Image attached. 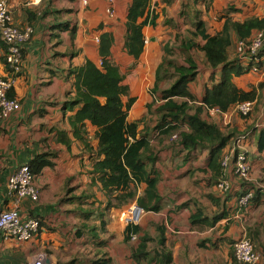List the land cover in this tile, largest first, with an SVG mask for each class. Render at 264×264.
Returning <instances> with one entry per match:
<instances>
[{
  "label": "crops",
  "instance_id": "obj_1",
  "mask_svg": "<svg viewBox=\"0 0 264 264\" xmlns=\"http://www.w3.org/2000/svg\"><path fill=\"white\" fill-rule=\"evenodd\" d=\"M131 1L89 0L85 4L84 0H10L16 25L31 27L33 33L24 44L22 73L9 91L14 89L12 94L20 108L8 116L0 115V205L17 206L16 198L8 194L7 185L10 176L22 164L48 149L56 151L57 156L53 166H47L35 178L40 190L39 200L26 198L18 202L24 218H41L51 229L43 228L29 241H1L0 264H25L39 252L47 253V264H100V258L105 260L104 255L110 260L109 264H161L156 251L162 250L172 255V264H243L235 260L233 251L235 240L244 234L264 252V150L258 148L256 136L246 132L254 133L255 125L264 121L263 108L258 109L256 105L258 96L253 102L259 111H254L248 119L234 114L231 125L240 135L248 134L244 145L250 156L251 176L259 185L255 198L246 206H241L238 200L242 180L237 175L231 172L218 179L213 177L208 149L180 150L170 138L161 139L159 132H153L158 124L156 108L161 100L160 91L171 83V80H163L159 90H154L165 47L168 45L173 51L174 44L180 45L188 30L195 29L192 22L200 19L206 22L208 31L214 33L222 28V15L238 21L264 17V0H152L149 22L143 29L145 47L137 60L125 48ZM105 32L115 37L112 58L129 86V96H125L124 101L129 97L136 99L128 120L137 122L139 130L153 132L151 142L159 155L155 166L161 173L158 187L164 198L161 209L146 211L136 238L128 241L123 213L130 204L137 203L146 184L139 186L131 203L104 212L109 196L101 183L91 186L94 178L97 181L91 173L94 160L85 151L83 142L73 138L68 122V116L78 107L68 111L66 116L62 109L69 95H74L72 67L83 65L87 59L101 63L98 50L100 37ZM233 39L230 58L234 60L238 39L235 35ZM4 54L0 46V75L3 76L8 73V66L2 60ZM261 57L263 73L258 72L259 79L264 76V52ZM198 64L200 74L189 87L200 100L211 70L199 61ZM247 73L235 78L238 87L236 79ZM53 127L70 131L73 139L70 148L57 142L56 131H51ZM87 130L89 142L97 147V127L87 122ZM221 178H228L232 183L233 193L228 197L217 187ZM83 195V199H78ZM91 208L102 209L104 214L96 212L89 220L84 215ZM222 211L227 215L214 225L202 220L193 223L191 219L200 213L201 219L212 218ZM84 223L87 226L83 227ZM89 226H95L97 235L89 231ZM79 227H82L81 235ZM145 235L150 237L149 255L138 263L133 249Z\"/></svg>",
  "mask_w": 264,
  "mask_h": 264
},
{
  "label": "trees",
  "instance_id": "obj_2",
  "mask_svg": "<svg viewBox=\"0 0 264 264\" xmlns=\"http://www.w3.org/2000/svg\"><path fill=\"white\" fill-rule=\"evenodd\" d=\"M151 1L132 0L128 10L125 48L129 55H132L136 60L144 51L143 29L148 24L151 15ZM156 17L157 15H155ZM221 18H224L222 28L214 33L208 31L205 21L200 19L192 22L195 29L188 30L185 40H181L182 53L185 55L184 63H176L165 56L158 67L154 87L157 92L159 84L163 80L168 82L171 80L169 87L160 91L161 102L156 108L158 124L153 128V132H159L161 139L164 136L170 138L173 145L180 150L190 152L197 148L208 149L210 151L209 167L213 170V177L217 179L224 171L221 164L224 153L232 144L233 139L241 133L239 134L235 127H231L233 121L230 125H224L221 117L211 115L208 109L217 108L224 112H230L239 102L257 99L258 89L253 87L245 90L235 83L236 77L247 72H256L251 71L249 66L245 67L236 57L234 60L231 59L230 55L231 46L234 43L233 35L238 39L236 44L239 40L249 39L255 30L264 29V17H250L243 21L233 20L227 15H222ZM199 39H201L200 42ZM114 41L115 37L112 33H103L100 37L98 50L101 63L98 65L87 59L83 65L72 67V74L75 75L74 95H69L63 103V114L66 116L68 111L78 107L74 114L68 116V122L73 138L83 142L85 151L94 160L91 173L96 176L97 181L94 178L91 186L93 187L98 182L101 183L103 190L109 196L110 200L104 212L111 207H122L135 200L141 184H146V187L143 195L136 199L137 203L145 211H157L162 208L164 199L158 187L161 173L155 166L159 159L158 150H155L156 147L151 142L153 132L139 130L137 122L128 120L129 110L136 99L129 97L126 102L124 101V97L129 96V86L124 83L125 75L112 58ZM0 46L5 51L2 60L7 67L8 46L4 42H0ZM168 51L170 52V49L167 45L165 52ZM263 52L264 49L261 55ZM198 53L201 59H197ZM24 55L25 48L23 47V59ZM198 61L211 70L200 100L189 87V84L195 82L200 74ZM257 66L259 68L257 72L263 70L262 60L257 63ZM259 87L263 89L264 82H261ZM12 91L14 92V89ZM12 91L8 96L15 98ZM151 107L152 105H149V108ZM254 111H256L255 106L252 113ZM251 114L237 115L248 119ZM87 122L97 127L95 133V138L98 140L97 147H93L89 142ZM51 131H56L57 142L67 148L71 147L73 139L69 130L53 127ZM246 132L256 136L258 148L264 150V126L255 128L254 133ZM56 156V151L48 149L36 154L27 163L35 178L47 166H53V159ZM248 184L255 187L256 194L259 185L254 182H248ZM243 185L242 181V188ZM232 193L233 191H229L223 194L228 197ZM83 197L84 195L78 199H83ZM90 206L93 207L94 204ZM96 212L104 214L102 209L91 208L88 213L85 212L84 217L90 220ZM225 215L227 213L222 211L213 214L212 218L201 219L200 213L193 215L191 219L193 223L202 220L209 225H214ZM38 219L40 226L37 234L41 233L43 228L51 229L45 221L41 218ZM84 226H87L86 223ZM89 227V231L97 235L95 226ZM139 230L140 224L127 226V241ZM81 233L82 227H79V235ZM149 240L150 237L145 235L138 247L133 249V257L138 263L149 255ZM156 254L161 264H172V255L169 252L162 250L161 252L156 251ZM262 255L264 257V252ZM104 256L105 260L100 258V264H109L110 260L106 259V255Z\"/></svg>",
  "mask_w": 264,
  "mask_h": 264
},
{
  "label": "built area",
  "instance_id": "obj_3",
  "mask_svg": "<svg viewBox=\"0 0 264 264\" xmlns=\"http://www.w3.org/2000/svg\"><path fill=\"white\" fill-rule=\"evenodd\" d=\"M89 0H84L87 4ZM31 27H18L14 21L10 6V0H0V41L8 46L7 62L9 66L6 75H0V115L8 116L20 108V103L8 96L10 89L15 85L18 74L22 72V48L31 36ZM99 41V38H97ZM264 49V29H257L247 40H239L236 43L235 57L241 63L251 67V71L257 72V63L261 62V52ZM161 102V100H160ZM254 110L253 101H242L236 104L230 112H224L217 108H209L211 115H219L224 125H230L234 114L247 116ZM264 121L255 125L262 128ZM248 134L239 135L232 141L230 147L224 153L221 164L224 168L222 176L227 173H234L243 182L242 193L239 197L241 206L249 204L255 196V187L248 182H255L251 176V162L248 150L244 143ZM35 176L32 174L29 164H22L8 180V194L16 198L17 206L4 208L0 205V242L9 239L18 241H29L34 239L38 232L40 221L38 218H24L18 209V202L23 199H30L34 202L40 198V190L35 184ZM218 189L223 192L232 191L233 186L227 178H221L217 183ZM146 211L138 203H132L123 213V221L127 226L141 223ZM135 239L136 235L133 234ZM235 259L243 264H261L263 255L255 248L252 239L244 234L234 242ZM47 253L39 252L25 264H47Z\"/></svg>",
  "mask_w": 264,
  "mask_h": 264
},
{
  "label": "rangeland",
  "instance_id": "obj_4",
  "mask_svg": "<svg viewBox=\"0 0 264 264\" xmlns=\"http://www.w3.org/2000/svg\"><path fill=\"white\" fill-rule=\"evenodd\" d=\"M180 45H177V44H174V49L173 51H168V52H165L166 54L164 56L168 57L169 59H172L173 61H175L176 63H182L184 62V57L185 55L182 53V48H181V43H179ZM197 59L200 58V54L198 53L197 54ZM201 59V58H200ZM259 73H263V71L261 70V72ZM259 73L256 72V73H247L245 76H243L242 78H238L236 79L238 82V84L240 85V87H244L246 89H252L253 87H255L256 89H258L260 91V93H258V101L256 103L258 109L259 107L263 108V111H264V88L261 89L259 86H260V83L261 82H264V76L263 78L259 79ZM256 111H259V110H256ZM234 117V116H233Z\"/></svg>",
  "mask_w": 264,
  "mask_h": 264
}]
</instances>
